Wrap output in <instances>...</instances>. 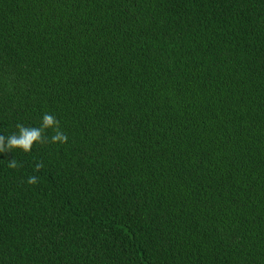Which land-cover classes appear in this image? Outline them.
<instances>
[{
	"label": "trees",
	"instance_id": "obj_1",
	"mask_svg": "<svg viewBox=\"0 0 264 264\" xmlns=\"http://www.w3.org/2000/svg\"><path fill=\"white\" fill-rule=\"evenodd\" d=\"M45 113L0 264H264V0H0V135Z\"/></svg>",
	"mask_w": 264,
	"mask_h": 264
},
{
	"label": "clouds",
	"instance_id": "obj_2",
	"mask_svg": "<svg viewBox=\"0 0 264 264\" xmlns=\"http://www.w3.org/2000/svg\"><path fill=\"white\" fill-rule=\"evenodd\" d=\"M18 131L7 137L0 135V153L11 152L14 149L22 150L25 153L31 152L35 144L43 145L46 142L50 143H66L67 136L60 130L59 121L51 114L45 113L39 127H26L23 124H17ZM51 129L54 132L50 138L46 136V131ZM43 163L38 162L34 166L35 171H40L43 168ZM8 167L15 169L19 167L17 161L12 159L8 162ZM29 185L38 183V177L31 176L28 178Z\"/></svg>",
	"mask_w": 264,
	"mask_h": 264
},
{
	"label": "bare ground",
	"instance_id": "obj_3",
	"mask_svg": "<svg viewBox=\"0 0 264 264\" xmlns=\"http://www.w3.org/2000/svg\"><path fill=\"white\" fill-rule=\"evenodd\" d=\"M22 7V6H21Z\"/></svg>",
	"mask_w": 264,
	"mask_h": 264
}]
</instances>
